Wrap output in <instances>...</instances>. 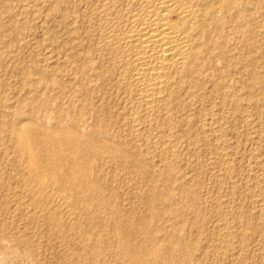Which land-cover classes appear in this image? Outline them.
Returning a JSON list of instances; mask_svg holds the SVG:
<instances>
[{
  "label": "rangeland",
  "instance_id": "obj_1",
  "mask_svg": "<svg viewBox=\"0 0 264 264\" xmlns=\"http://www.w3.org/2000/svg\"><path fill=\"white\" fill-rule=\"evenodd\" d=\"M250 1L252 43L244 48L238 35L233 43L241 61L226 67L216 60L219 71L201 77L199 94L190 87L176 93L180 106L167 109L175 126L156 129L178 132L181 160L170 173L145 153L158 144L147 146L132 133L123 91L102 77L106 61L94 47L99 0H0V235L27 253L19 263L74 264L56 236L42 223L32 225L23 208L33 198L14 168L20 159L15 131L32 121L84 135L107 130L117 147L135 150L132 160L117 156L100 169L113 226L145 224L163 244L172 233L186 247L176 248L177 264H264V0ZM250 70L260 71V78L250 79ZM214 78L227 85L218 93Z\"/></svg>",
  "mask_w": 264,
  "mask_h": 264
},
{
  "label": "bare ground",
  "instance_id": "obj_2",
  "mask_svg": "<svg viewBox=\"0 0 264 264\" xmlns=\"http://www.w3.org/2000/svg\"><path fill=\"white\" fill-rule=\"evenodd\" d=\"M251 3L250 0H99L94 10L99 16L96 23L99 36L94 47L106 61L102 77L112 78L123 91L122 97L125 95L124 101L131 109L127 120L132 133L145 139L147 146L158 144L145 153L158 157L170 173L181 160L180 144L176 141L179 139L175 136L178 132L161 135L156 129L162 124L171 128L176 124L167 109L177 101L175 96L181 88H196L198 93L201 77L211 70L218 73L213 67L216 60L226 67L241 61V56L235 53L234 37L238 35L244 48L251 45ZM251 72L250 79L260 78V71ZM224 80L213 84L217 93L227 86ZM246 88L252 93L254 86L248 84ZM31 122L15 131L20 159L14 168L22 181L29 184L28 196L33 198L24 202L23 208L32 225L42 223L56 236L68 253L67 260L74 264H109V260L116 264H177L173 259L176 248L186 247L172 233L164 244L158 243L155 231L148 233L150 228L145 224L113 226L106 218L111 204L104 197L100 169L117 156L132 160L130 154L135 150L117 147L107 130L100 133L94 129L84 135L79 129H50ZM99 211L103 214H97ZM7 228L3 225L2 232ZM110 240L113 242H107ZM13 242L0 235V264H21L27 256L14 249ZM20 255L25 257L19 263Z\"/></svg>",
  "mask_w": 264,
  "mask_h": 264
}]
</instances>
